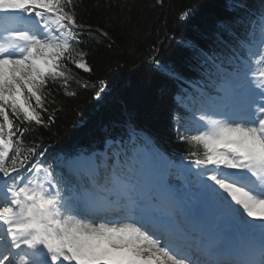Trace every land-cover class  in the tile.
Wrapping results in <instances>:
<instances>
[{"label":"snow or ice","instance_id":"snow-or-ice-1","mask_svg":"<svg viewBox=\"0 0 264 264\" xmlns=\"http://www.w3.org/2000/svg\"><path fill=\"white\" fill-rule=\"evenodd\" d=\"M227 10L167 72L196 151L177 162L127 122L47 163L23 137L54 123L53 85L76 95L70 66L93 71L91 33L74 0H0V264H264V9L258 30L247 5Z\"/></svg>","mask_w":264,"mask_h":264},{"label":"trees","instance_id":"trees-1","mask_svg":"<svg viewBox=\"0 0 264 264\" xmlns=\"http://www.w3.org/2000/svg\"><path fill=\"white\" fill-rule=\"evenodd\" d=\"M259 1L163 0L161 5L157 0H74L77 21L91 33L83 41V50L93 71L84 73L70 66L67 92L76 95L53 85L46 106L54 123L31 127L23 143L71 152L130 122L163 150L191 151L173 131L174 114L180 108L175 93L180 89L167 72L185 73V45L203 43L204 36L231 15L229 6L256 7ZM185 12L190 14L181 21ZM100 80L106 94L97 99ZM84 84L96 87L85 89Z\"/></svg>","mask_w":264,"mask_h":264},{"label":"rangeland","instance_id":"rangeland-1","mask_svg":"<svg viewBox=\"0 0 264 264\" xmlns=\"http://www.w3.org/2000/svg\"><path fill=\"white\" fill-rule=\"evenodd\" d=\"M257 6H258V10H256L257 9V7H251V8H256L255 10L256 11H254L255 12V14L253 13L252 14V16H251V18L253 17V16H255V18L257 19V30H258V13H259V11L261 10V9H264V0L262 1V3L259 1L258 3H257ZM250 13H252V11L250 12ZM183 103H185V100H184V102ZM183 120L181 121V124H183ZM193 147H195V146H193ZM47 149V151L49 152V155H48V157L47 158H49L50 159V156H51V152H50V150L48 149V148H46ZM201 153H202V148H200V150H199ZM61 155V154H60ZM174 158H176V159H178L179 160V158L180 157H174Z\"/></svg>","mask_w":264,"mask_h":264}]
</instances>
